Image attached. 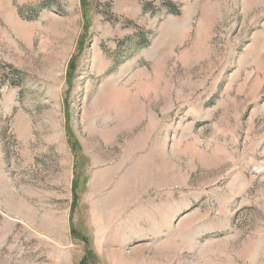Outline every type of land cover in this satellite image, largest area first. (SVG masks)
Listing matches in <instances>:
<instances>
[{"label": "rangeland", "instance_id": "rangeland-1", "mask_svg": "<svg viewBox=\"0 0 264 264\" xmlns=\"http://www.w3.org/2000/svg\"><path fill=\"white\" fill-rule=\"evenodd\" d=\"M0 264H264V0H0Z\"/></svg>", "mask_w": 264, "mask_h": 264}]
</instances>
